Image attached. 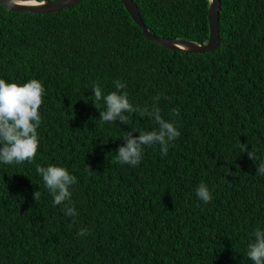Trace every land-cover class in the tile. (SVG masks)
I'll return each instance as SVG.
<instances>
[{
	"label": "trees",
	"instance_id": "trees-1",
	"mask_svg": "<svg viewBox=\"0 0 264 264\" xmlns=\"http://www.w3.org/2000/svg\"><path fill=\"white\" fill-rule=\"evenodd\" d=\"M133 2L208 41V0ZM218 28L0 6V264H264V0Z\"/></svg>",
	"mask_w": 264,
	"mask_h": 264
},
{
	"label": "water",
	"instance_id": "water-1",
	"mask_svg": "<svg viewBox=\"0 0 264 264\" xmlns=\"http://www.w3.org/2000/svg\"><path fill=\"white\" fill-rule=\"evenodd\" d=\"M21 1H33L32 5L18 4ZM84 0H0V6L6 9L8 12L16 13L26 11L32 14H48L53 12H59L64 9L71 8L83 2ZM124 9L130 16L135 25L139 27L143 37L171 52L179 53H192V54H205L214 51L220 43V34L218 28L220 0H208V29L209 37L208 41L204 44H198L191 41H185L182 39H166L157 37L149 32L144 25L139 11L133 2V0H119Z\"/></svg>",
	"mask_w": 264,
	"mask_h": 264
},
{
	"label": "bare ground",
	"instance_id": "bare-ground-1",
	"mask_svg": "<svg viewBox=\"0 0 264 264\" xmlns=\"http://www.w3.org/2000/svg\"><path fill=\"white\" fill-rule=\"evenodd\" d=\"M18 4H24V5H32L34 4L33 1H21V2H17Z\"/></svg>",
	"mask_w": 264,
	"mask_h": 264
}]
</instances>
